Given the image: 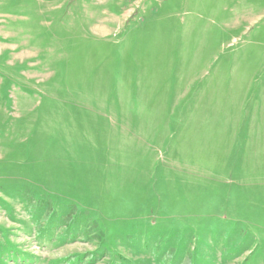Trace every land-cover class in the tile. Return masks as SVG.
<instances>
[{"label":"rangeland","instance_id":"374dc122","mask_svg":"<svg viewBox=\"0 0 264 264\" xmlns=\"http://www.w3.org/2000/svg\"><path fill=\"white\" fill-rule=\"evenodd\" d=\"M0 264H264V0H0Z\"/></svg>","mask_w":264,"mask_h":264}]
</instances>
